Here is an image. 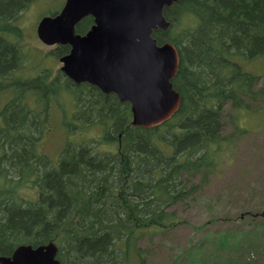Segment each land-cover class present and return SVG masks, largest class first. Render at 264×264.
<instances>
[{
  "label": "trees",
  "instance_id": "1",
  "mask_svg": "<svg viewBox=\"0 0 264 264\" xmlns=\"http://www.w3.org/2000/svg\"><path fill=\"white\" fill-rule=\"evenodd\" d=\"M35 1L0 0V95H10L0 109V256L54 242L62 264H148L152 252L142 242L185 223L175 207L195 201L234 141L223 136L228 110L250 111L264 100V71L247 69L256 62L264 69V0H181L165 9L170 28L153 36L179 53L172 83L181 104L154 128L133 126L128 102L74 84L61 70L53 78L49 71L16 75L26 63L21 16ZM93 25L87 17L76 32ZM69 52L59 46L53 55ZM61 95L77 122L66 123L67 133L85 139L68 140L53 160L39 144ZM231 123L245 133L236 117ZM92 129L101 134L87 137ZM243 215L231 220L234 229L202 228L175 264L262 263L261 234L252 226L263 218L249 223Z\"/></svg>",
  "mask_w": 264,
  "mask_h": 264
},
{
  "label": "water",
  "instance_id": "2",
  "mask_svg": "<svg viewBox=\"0 0 264 264\" xmlns=\"http://www.w3.org/2000/svg\"><path fill=\"white\" fill-rule=\"evenodd\" d=\"M181 0H66L56 16H46L37 34L47 46L65 45L61 71L75 84L88 83L106 95L131 105L132 124L154 128L179 110L181 96L172 81L179 53L170 43L158 44L157 30L167 31L166 8ZM94 25L87 34L76 26L87 17ZM0 264H62L54 242L19 246Z\"/></svg>",
  "mask_w": 264,
  "mask_h": 264
},
{
  "label": "rangeland",
  "instance_id": "3",
  "mask_svg": "<svg viewBox=\"0 0 264 264\" xmlns=\"http://www.w3.org/2000/svg\"><path fill=\"white\" fill-rule=\"evenodd\" d=\"M64 4L65 0H36L22 14L20 24L24 31V39L21 45L26 63L16 72L17 76L34 77L49 71L53 78L60 71L62 64L51 53L56 48L48 47L39 40L37 28L43 17L61 11ZM247 69L259 74L264 71L259 62L249 65ZM9 99L10 95L4 93L0 95V109ZM33 101L30 99L31 107L35 106ZM73 111L74 105L67 96L61 95L58 102L51 103L50 127L40 142L39 149L53 160L58 159L68 140L85 139L83 136L78 137L75 131H72L75 135L67 133L69 128L66 123H77L72 117ZM233 117H236L238 126L245 133L235 132V126L231 123ZM224 125L223 136L232 139L230 136L234 135V141L226 143L214 173L210 175L209 182L195 201L175 207L177 216L185 223L159 234L153 243L149 240L142 242V247L150 248L152 252L148 264H175L179 259L177 257L184 250H189L200 241L206 232L202 229L205 226L207 230L215 227L221 231L225 230L226 226L234 229L231 220L240 218L242 214H245L243 216L248 218L249 223H253L251 221L253 215L261 216L263 218L261 223L264 225V100L250 111L233 113L231 109L228 110L224 116ZM78 128L72 127V130ZM99 134H101L99 130L92 129L86 136L97 137ZM261 223L254 222L255 228L253 225L252 229L261 234L258 245L263 250L264 229L260 226ZM254 258L258 259V255ZM183 263L191 264L189 259H185ZM255 264H264V258L262 263L255 261Z\"/></svg>",
  "mask_w": 264,
  "mask_h": 264
},
{
  "label": "flooded vegetation",
  "instance_id": "4",
  "mask_svg": "<svg viewBox=\"0 0 264 264\" xmlns=\"http://www.w3.org/2000/svg\"><path fill=\"white\" fill-rule=\"evenodd\" d=\"M40 40V39H39ZM49 47H55V48H57V47H59L58 45H54V46H49ZM52 54H53V52H51ZM60 59V58H59ZM25 78H30V77H25ZM31 78H33V77H31Z\"/></svg>",
  "mask_w": 264,
  "mask_h": 264
}]
</instances>
